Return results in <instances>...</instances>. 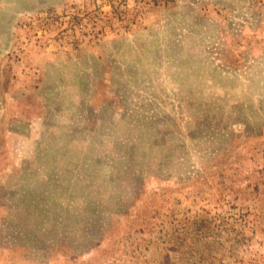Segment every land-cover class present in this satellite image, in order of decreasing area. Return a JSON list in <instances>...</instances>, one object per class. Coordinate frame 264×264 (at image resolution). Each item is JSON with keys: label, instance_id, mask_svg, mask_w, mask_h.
Segmentation results:
<instances>
[{"label": "rangeland", "instance_id": "1", "mask_svg": "<svg viewBox=\"0 0 264 264\" xmlns=\"http://www.w3.org/2000/svg\"><path fill=\"white\" fill-rule=\"evenodd\" d=\"M0 264H264V0H0Z\"/></svg>", "mask_w": 264, "mask_h": 264}]
</instances>
